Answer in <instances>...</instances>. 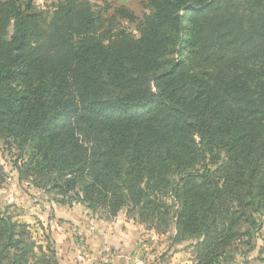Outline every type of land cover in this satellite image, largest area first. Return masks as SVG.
I'll list each match as a JSON object with an SVG mask.
<instances>
[{
    "label": "trees",
    "instance_id": "1",
    "mask_svg": "<svg viewBox=\"0 0 264 264\" xmlns=\"http://www.w3.org/2000/svg\"><path fill=\"white\" fill-rule=\"evenodd\" d=\"M143 9L0 0V141L18 182L105 220L173 226L195 264L264 257V0ZM45 243L0 212V264L35 250L58 264Z\"/></svg>",
    "mask_w": 264,
    "mask_h": 264
},
{
    "label": "rangeland",
    "instance_id": "2",
    "mask_svg": "<svg viewBox=\"0 0 264 264\" xmlns=\"http://www.w3.org/2000/svg\"><path fill=\"white\" fill-rule=\"evenodd\" d=\"M55 1L34 0L35 5L40 8L50 6ZM89 1L96 4H108L111 7H118L121 4L118 0ZM143 2L144 0H129L123 6L136 17H141L144 10ZM9 32H11V29H9ZM16 156L17 151L14 148L10 150L1 140L0 165L3 167L5 179L0 186V212L10 217L14 222L25 224L28 227L32 241L37 245L44 248L45 242L48 241L58 264H64L63 255L65 254L60 250L62 248L61 243H63L64 228H68L71 232L68 240L71 239L74 243L72 251L78 255L74 257L75 260L79 262L86 261V264H113L116 250L104 249L98 253L96 258H91L93 254L86 243V237L82 236L79 230V222L73 219L63 221V219L57 218L58 216L65 217L64 214L68 213L73 216L72 218L80 216V220H84L85 213L90 211L79 204H72L71 206L58 204L59 198L44 192L42 189L34 188L30 179L18 182L17 172L13 167ZM90 213L91 216L104 221H112L102 218L101 213ZM262 220V229L256 242L258 247L264 246V219ZM64 224L67 227H63ZM140 226L142 227V238L138 241L131 255L134 264H195V240L186 238L174 243L171 240V237L175 234L173 226L165 234L148 230L145 225ZM239 249L244 254L246 253V257L237 255L234 256L233 260L227 257L219 264H264V257L259 256L257 249L248 254L246 247H240ZM45 254L50 256L47 252ZM39 256L40 253L35 250V257L29 259L30 264H35Z\"/></svg>",
    "mask_w": 264,
    "mask_h": 264
},
{
    "label": "crops",
    "instance_id": "3",
    "mask_svg": "<svg viewBox=\"0 0 264 264\" xmlns=\"http://www.w3.org/2000/svg\"><path fill=\"white\" fill-rule=\"evenodd\" d=\"M57 1V0H56ZM121 4L125 5L129 0H118ZM53 3V2H52ZM90 212L85 213L84 220H80V216L74 217L71 214H64L63 216H58V219H63V221L74 220L79 222V230L82 236L86 237V243L89 245L90 251L94 259L98 256V253L104 249L116 250L115 259L113 264H134L131 260V255L134 248L137 246L138 241L141 237L142 227L136 222L127 219L124 212H120L112 221H104L95 216H91ZM90 215V216H88ZM79 219V220H78ZM63 227H67L66 224ZM64 236L62 237L63 243H61L64 264H86V261L79 262L75 260L77 253H74V243L68 236H70V230L64 228Z\"/></svg>",
    "mask_w": 264,
    "mask_h": 264
}]
</instances>
